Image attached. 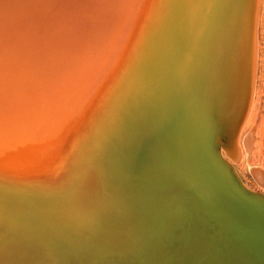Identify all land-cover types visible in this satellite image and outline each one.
Masks as SVG:
<instances>
[{"label": "water", "instance_id": "1", "mask_svg": "<svg viewBox=\"0 0 264 264\" xmlns=\"http://www.w3.org/2000/svg\"><path fill=\"white\" fill-rule=\"evenodd\" d=\"M217 1L210 23V4L206 2L204 11V3L195 4V9L203 11L208 29L203 41L198 37L197 47L194 41L191 44L195 48L193 67L177 70L184 64L179 52L171 55L172 62H156L152 70L144 59L138 62L135 77L142 80L146 73L139 94L134 98L129 89L125 91L118 117L109 114L111 108L104 115L101 112L59 191L57 185L47 191L45 178H26L35 171L31 164L21 166L15 160L20 156L9 154L15 162L8 160L12 169L0 164V264H83L64 253L83 254L81 244L74 243L78 237L47 225L60 222L59 217L70 222L69 214L76 213L75 199L80 193L75 191L82 176L86 179L102 167L115 178V165L126 161V148L139 152L135 155L142 154L140 151L158 155L159 173H155L157 180H152L157 192L154 199L161 202V208L158 203L157 207L172 222L160 250L146 253L157 257L166 253L169 264H264V195L244 188L220 150L226 135L231 141L238 137L252 102L257 0ZM244 6L249 18L246 21L245 15L240 36ZM50 72H40L45 74L43 80L55 81L38 85L40 94L78 84L70 83L69 75ZM98 74L100 80L107 70ZM124 78L130 81L126 75ZM110 176L108 185L113 182ZM43 216L49 219L43 220ZM87 233L93 237L95 229ZM50 234L61 239V250L57 243H48ZM102 253L99 259L86 255L85 264H142L135 260V252L122 261L112 260L119 256Z\"/></svg>", "mask_w": 264, "mask_h": 264}, {"label": "bare ground", "instance_id": "2", "mask_svg": "<svg viewBox=\"0 0 264 264\" xmlns=\"http://www.w3.org/2000/svg\"><path fill=\"white\" fill-rule=\"evenodd\" d=\"M216 1L0 0V164L6 168L11 158L15 164L9 154L20 156L15 160L21 166L24 162L31 164L35 171L26 178H45L47 191L51 185H57L59 191L79 146L101 112L104 115L111 108L109 114L115 117L127 92L131 91L134 98L139 94L146 73H142V80L135 77L138 62L144 59L152 70L156 62H172L171 55L179 52L184 64L177 70L193 67L195 48L191 44L194 41L197 47L204 40L208 29L203 20L205 4H210V23ZM200 2L204 3L203 11L195 9ZM259 6L257 0L253 20L254 74ZM243 14L240 36L245 15L246 21L249 18L245 6ZM231 27L232 24L230 31ZM100 70H107V74L99 80ZM44 71L69 75L70 83L78 84L40 94L38 85L55 82L43 80L45 74L40 72ZM124 152L126 161L115 165V178L100 166L98 173L86 179L82 176L75 191L80 193L75 199L76 213L69 214L70 222L59 217L60 222L47 225L78 237L74 243L81 244L83 254L64 252L70 253L73 262L85 264L86 255L99 259L102 249L110 256H119L114 261L130 259L135 252V260L142 264H169L166 253L158 257L146 253L160 250L169 234L167 228L172 226L168 222L171 218L162 215L161 202L154 199L157 192L152 180H157L155 173H159L158 155L143 151L135 155L139 152L127 148ZM109 176L113 182L108 185ZM94 229L90 237L87 232ZM60 242L57 235L48 240L57 243L59 250ZM65 248L69 245L65 244Z\"/></svg>", "mask_w": 264, "mask_h": 264}, {"label": "rangeland", "instance_id": "3", "mask_svg": "<svg viewBox=\"0 0 264 264\" xmlns=\"http://www.w3.org/2000/svg\"><path fill=\"white\" fill-rule=\"evenodd\" d=\"M256 30L257 63L252 102L238 137L231 141L229 134L226 135L220 150L244 188L264 195V0H260ZM231 155H235L234 161Z\"/></svg>", "mask_w": 264, "mask_h": 264}]
</instances>
